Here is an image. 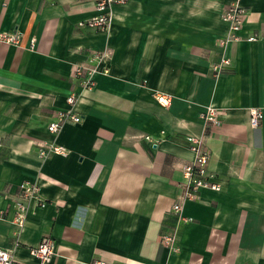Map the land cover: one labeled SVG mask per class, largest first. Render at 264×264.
I'll use <instances>...</instances> for the list:
<instances>
[{
	"label": "crops",
	"instance_id": "0c3cea01",
	"mask_svg": "<svg viewBox=\"0 0 264 264\" xmlns=\"http://www.w3.org/2000/svg\"><path fill=\"white\" fill-rule=\"evenodd\" d=\"M231 1L127 0L100 31L77 26L94 0H0V30L20 33L0 40V246L24 264H39L28 249L43 236L55 243L47 264H264V117L249 124L264 105V0H238L239 38L219 44ZM106 47L109 59H91ZM222 57L230 64L216 71ZM75 63L95 68L92 87L79 86ZM73 88L81 120L52 134ZM207 105L223 111L217 122L200 117ZM189 136L206 145L218 188L198 189L177 222ZM42 140L67 155L46 153ZM24 181L44 204L19 229ZM171 231L175 252L161 241Z\"/></svg>",
	"mask_w": 264,
	"mask_h": 264
},
{
	"label": "built area",
	"instance_id": "2783aa9c",
	"mask_svg": "<svg viewBox=\"0 0 264 264\" xmlns=\"http://www.w3.org/2000/svg\"><path fill=\"white\" fill-rule=\"evenodd\" d=\"M127 0H94V6L96 13L87 20L79 21L77 26L79 27H95L100 31H106L109 27L111 20V7L114 4L123 3ZM246 16V9L241 5L238 0H232L228 3L222 11V17L229 23L228 34L218 39L219 44H224L227 40H236L239 38L238 30L241 28ZM18 31H1L0 40L13 43L18 40ZM255 35L247 37L248 40L255 39ZM91 59H96L98 62L105 61L110 58L111 50L109 47L94 50L91 53ZM230 58L222 57L221 62L218 65H214V69L218 71L219 68L229 65ZM95 68L83 63H75L72 65V73L79 80V86L81 88H90L94 85L92 78V72ZM79 91L72 89L67 97L66 102L69 107L60 109L56 112L55 116L49 121L47 129L50 133L56 134L63 123L65 122H78L81 120V115L74 111L73 104L78 97ZM159 101L168 103V99L163 96L157 97ZM223 111L217 107L207 105L200 112V117L206 121L217 122L219 120L218 115H222ZM264 117V105L253 108L250 110L249 124L252 127H257ZM190 141V145L195 152L194 158L184 163L182 172L185 180L180 184V193L178 194L177 201L172 205V210L176 214L177 222L186 220L182 215L183 202L187 199L197 198V191L201 187L218 188L217 183L210 179L211 174L207 170V162L209 158V151L206 145L203 144L200 138L187 137ZM40 146L46 148V153L67 155L68 148L56 142L55 140H42ZM19 198L15 201L14 215L12 222L17 225V228H21L24 224L25 216L28 208L31 205L42 206L44 199L39 194V187L34 181H24L19 185ZM161 241L165 247L170 251H177L179 249L177 243V232H165L161 235ZM17 244V243H16ZM54 240L50 236H43L37 244L29 247V253L37 259L39 264H47L50 262L54 255ZM0 264H24L18 261L13 256V251L9 248L0 246ZM103 264V263H100Z\"/></svg>",
	"mask_w": 264,
	"mask_h": 264
}]
</instances>
